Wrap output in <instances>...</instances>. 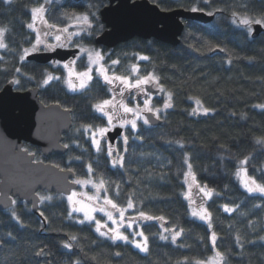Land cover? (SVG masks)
<instances>
[{
	"label": "trees",
	"instance_id": "16d2710c",
	"mask_svg": "<svg viewBox=\"0 0 264 264\" xmlns=\"http://www.w3.org/2000/svg\"><path fill=\"white\" fill-rule=\"evenodd\" d=\"M150 1L164 11L196 6L215 15L207 25L186 22L177 47L156 40L135 43L134 50L150 58L142 63L143 70L158 76L165 89L154 105L162 108L167 93H173V107L161 113L162 125H142L137 133L128 131V150L120 153L124 167L113 168L112 158L98 154L84 134L73 137L81 124H101L94 119L91 105L102 96L94 91L64 102L60 94L48 91L42 96L44 103L59 102L74 110V128L66 139L69 151L46 158L37 147L26 144L25 148L35 154L36 161L71 168L79 179L90 178L87 165L91 164V179L103 176L110 197L123 206L129 197L133 199L135 207L127 211L128 217H137L142 209L149 215L165 217L167 223L162 227L161 221L135 220L134 226L148 236L149 252L141 253L131 243L100 236L94 223L81 224L77 216L69 217L66 197L40 193L53 198L41 203L46 225L30 206L18 200L11 210L0 211V264H185V257L189 258L187 264H192L214 254L212 231L217 233V248L226 254L227 264H264V197L249 195L235 176L239 160L246 156L250 157L245 165L250 175L260 178L264 170V145L256 143L257 138L264 137V108L257 107L264 105V32L254 40L246 28L232 23L234 11L257 18L264 15V0H209L207 4L204 0ZM32 3L16 0L7 5L0 0V27L9 29L6 43L11 49L0 52V92L14 78L20 90L25 86L24 72L17 76L15 68L29 44L26 24L30 13L25 6ZM220 48L225 51L214 53ZM32 66L31 72L37 74L39 67ZM197 99L209 109L207 115L192 114ZM136 135L143 139H133ZM123 147L121 144L119 149ZM185 154L196 181L213 190L211 199H202L211 213V230L192 216L191 204L185 199ZM225 205L234 211L225 212ZM13 212L21 223L13 218ZM96 218L101 215L96 213ZM164 228L184 231L172 243L171 232ZM72 235L75 240L69 239ZM160 235L168 239L161 240ZM65 242L71 243L70 250L63 247ZM40 249L46 254L39 259L35 253Z\"/></svg>",
	"mask_w": 264,
	"mask_h": 264
},
{
	"label": "snow or ice",
	"instance_id": "6c2138e0",
	"mask_svg": "<svg viewBox=\"0 0 264 264\" xmlns=\"http://www.w3.org/2000/svg\"><path fill=\"white\" fill-rule=\"evenodd\" d=\"M16 0H3V3L7 5H12ZM53 3V0H33V3L28 6L26 5L27 11L30 13V22L26 24V27L31 30L32 33H35V39L31 42L30 48H24L22 54L20 55V61L23 62L27 59L29 55L34 52L47 50L55 51L57 48H67L70 46H75L79 48V55L74 57L67 63L63 64V68L67 70V77L64 78V82L67 84L70 91L76 92L80 91L83 93L86 90H90V83L93 80V70L95 69L97 78H102L103 83L108 86L107 91L113 93L111 98H101L97 99L95 103L91 105V109L94 113L98 114L94 116V119H106V124H85L82 125L83 133L87 134L88 139L91 141V145L95 148L98 154H103L106 152L107 156L111 159V164L113 168L124 167V157L121 155V151L127 152L129 135L121 133L123 138L122 149H117L110 139L107 137V133L113 128H129V132L137 133L139 131L138 121H142L143 125L151 126V117H155L156 120L161 119V113L166 112L167 109L173 107V93H167V99L164 100L163 106L156 107L152 104V97L150 93L151 86L155 85L157 90L160 92L165 91L162 85L159 83V77L152 72L143 74L140 72L139 66L133 64L131 66V73L128 75L117 74V70L114 66L120 63L119 59H114L110 61V65L104 63V54L95 49H89L81 46V40L84 36H91L94 34L95 29L93 28V20L96 16L95 12H86V13H76V12H62L60 19L66 21L67 23L58 24L56 22H50L47 18V13L50 11L49 6ZM204 3H209V0H204ZM91 7V6H90ZM193 13L203 12V8H198L196 6L191 7L190 9ZM207 15H213L212 12H208ZM233 20L232 23L237 26H245L249 35L252 34V25L257 24L261 27H264V15L260 17H252L247 13L240 15L237 12L232 13ZM40 25V26H38ZM71 29V30H70ZM9 33L7 27H0V49L5 51H11L8 43H6V35ZM51 37L55 43H49L48 38ZM74 38H76L74 40ZM41 46H43L41 48ZM220 51H225V49L220 48ZM81 56H86L87 67L84 71H76L75 64ZM3 57H0L2 60ZM150 58L148 56H139V60L148 61ZM54 65L59 66L60 61H54ZM229 63L231 61L229 60ZM7 70V69H4ZM16 72H20V68H15ZM73 77L75 79H73ZM134 77V79H133ZM60 76H53L51 74L46 75L42 81L41 86H47L53 80H61ZM13 83H19L18 80H13ZM117 89H119L117 91ZM135 90V92L133 91ZM128 93V96L125 95ZM136 93H142L144 96L143 107L139 103L132 104L130 106V100L136 99ZM197 107L192 110V114L195 115L199 111H203L205 115L208 114L209 109L204 108L201 101L197 99L195 101ZM257 107L264 108V105H258ZM68 111V109H65ZM147 114V115H146ZM80 132V129H77ZM133 139L142 140V135H136ZM168 143H172L169 141ZM180 148H183L184 145L180 141H176ZM257 144L264 145V137L257 138ZM64 148H69L68 144H64ZM27 151V149H23ZM29 155H35L34 153H28ZM115 154V158H113ZM79 159V157H77ZM250 157H244L239 160L238 166L235 171V176L239 180L243 188L249 193V195L258 194L261 197H264V170H261L260 178H257L255 175H250L248 168L245 165H248ZM34 163H40V161H33ZM184 164L187 165V171L184 172L185 183L188 184V192L184 194L185 199H188L190 204H194L195 200L191 196L192 185L195 184L200 192L204 194V197L209 199L212 198L213 190L208 189L207 185H200L196 181L195 173L193 172V165L190 162V158L185 154ZM58 167V166H54ZM61 171L65 169L61 168ZM68 172H72L71 168L67 169ZM88 175H92L94 169L91 164L87 165ZM188 177H191L192 183H188ZM73 184L80 185L81 187L91 185L96 191L93 195H87V193H81L79 195L86 196L88 201H99L101 196L99 193L101 190L105 193L103 196V204L97 206L93 203L89 206L88 210H84L83 203L75 200L78 193L73 191L71 195L67 197V200L70 205H75L76 203H81V207L77 208L72 207L71 211L68 213V216L71 217L73 212L83 211L84 219L79 220L78 222L83 224L86 221L89 223L94 222L95 230L99 233L100 236H106L108 239L115 241H123L125 243H131L141 252L148 253V236L145 235L144 231H134L131 233L133 237L139 236L141 240H130L129 235L124 231H121V228L132 229L133 224L136 219L151 221L157 220L163 222L161 226L163 227L164 223H167L165 217L163 216H152L147 214L142 209L138 210L137 217H127L125 213L129 209H134V201L131 197L128 198L126 206L120 205L116 200L108 195L109 189L106 187L108 183L103 176H100L98 180L93 181L90 179H73L71 181ZM116 188L119 189V185H116ZM39 196V194L37 193ZM119 192H117V196ZM53 198L50 195L39 196V201L43 203L44 201H51ZM12 204H16L15 200L11 201ZM259 206V205H257ZM95 211L102 212L109 221L112 223V227H109L107 222H102L100 219H97L92 213ZM225 212H232L234 209L229 208L227 205L224 206ZM114 213H118V218ZM193 217H198L200 220L207 223L208 228L211 230L213 228V222L211 218V213L208 211L204 204L201 203L198 208H193L191 212ZM43 215V212H41ZM13 218L17 220L18 223H21L20 219L16 216V213L13 212ZM164 231L171 232V241L175 243L177 238L180 237L183 233V228L179 230L173 228H164ZM161 240H167L168 237L160 235ZM70 240H75L76 236L72 235L69 237ZM239 242L240 237H236ZM264 239V237H261ZM213 255L207 259H197L192 262V264H227V256L224 252H221L217 248V233L215 231L211 232L210 236ZM183 246V245H181ZM65 249H71V243H63ZM44 249L36 252L35 255L41 256L45 255ZM117 256L120 253H116ZM189 258L185 257L184 262L187 264ZM79 264V261L76 262ZM180 264V262H178Z\"/></svg>",
	"mask_w": 264,
	"mask_h": 264
},
{
	"label": "water",
	"instance_id": "95a60500",
	"mask_svg": "<svg viewBox=\"0 0 264 264\" xmlns=\"http://www.w3.org/2000/svg\"><path fill=\"white\" fill-rule=\"evenodd\" d=\"M109 1L110 5L101 12L107 30L96 39L97 44L108 47L136 37L177 47L185 32L186 22L207 25L215 19L214 14L193 13L182 8L164 11L150 0ZM252 30L251 37L255 40L264 32V27L253 24ZM218 52L220 50L214 51ZM56 56L35 54L29 56L28 60L44 64ZM150 93L159 94L160 91L153 85ZM149 118L151 127L162 125V119ZM72 126L71 113L57 104L45 106L40 101L38 89L16 91L12 81L3 88L0 92V211L12 209L14 204L11 201L19 200L30 206L32 213L46 225L37 193L69 196L79 189V185L71 182L76 179L75 172L61 171L59 167L43 161L34 163L35 155H29L28 150L23 151L24 145L30 144L46 158L67 154L69 148H64V136L70 133ZM121 133L122 128L109 132L111 142L121 137Z\"/></svg>",
	"mask_w": 264,
	"mask_h": 264
},
{
	"label": "flooded vegetation",
	"instance_id": "af4514ba",
	"mask_svg": "<svg viewBox=\"0 0 264 264\" xmlns=\"http://www.w3.org/2000/svg\"><path fill=\"white\" fill-rule=\"evenodd\" d=\"M132 1H136V0H132ZM109 5H110L109 0H80L78 2L75 0H53V3L49 6L50 11L47 13V18L49 19L50 22H56L58 24H63V23H67V22L62 21L60 19L62 12H76V13L95 12L96 16L93 20V28L95 29V32L91 36H87V35L84 36L83 39L81 40V46L85 47V48L95 49V50L100 51L102 54H104V57H105L104 63L105 64L110 65L111 60L119 59L120 63L118 65L114 66L117 70V74H125V75L130 74L131 73V66L133 64H137L139 66L140 72L143 74H146V72L143 70L142 63L148 62V61L139 60V56H144V55H142L140 52L134 50L136 41L137 40H144V39L136 37V38H134L128 42L120 43L114 47H108V46L96 43V39L107 30L106 25L102 21L101 12L104 8H106ZM27 39L29 41L28 42L29 44L26 46V48H30L31 42L34 41V39H35V33H32L30 29H28V38ZM75 39L76 38H74V40ZM151 40H154V39H151ZM144 41H150V40H144ZM48 42L49 43H55V41L51 37L48 38ZM42 47L43 46H41V48ZM35 54H49V55L57 54L58 56L53 58L48 63L42 64V63H38L35 61L28 60L29 56H32ZM78 55H79V48L75 47V46H70L67 48H57L55 51L41 50V51H37V52L32 53L23 62L20 61L18 66L16 67V68L21 69L20 72H16L17 76H19L20 74H23V72H24L23 78L25 81V83H24L25 86L22 88V90H20L18 87V83H15V90L21 91V92H27L29 90L38 89L40 101L45 106L57 104V105H60L63 109H68V111L71 113L72 121H73V126H72L70 133L73 131V128H74V117H73V111L74 110L71 108H68L67 105L61 104L59 102L44 103L42 101V96L45 95V93H47L48 91H49V93L52 91H55L57 94H60L61 99H63L64 102H69V101L71 102L74 99L87 97L90 95L91 92H94V91L97 92L96 94L98 96H102L101 98H105V99L111 98V96L113 95V93H110L107 91L108 86L103 83L102 78H97L95 69L93 70V80L89 86L90 90H86L83 93H81L80 91L73 92V91L69 90L67 84L64 82V78L67 77V70L63 68V64L69 62L70 60H72L74 57H76ZM54 61H60V65L59 66L54 65V63H53ZM32 65H36L39 67V71L37 72V74H35L34 72H31L32 67H33ZM86 67H87L86 56H81L80 59H78L76 61L75 69H76V71H84V70H86ZM48 74H51L53 76H60V77H62V79L61 80H53L49 83V85L41 86L42 79ZM33 78H38V80H34ZM73 79H75V78L73 77ZM133 79H134V77H133ZM13 80H17V78H14ZM27 84H29V86ZM118 90L119 89H117V91ZM133 91L135 92V90H133ZM125 95L128 96V93H125ZM151 96H156V95L151 94ZM142 98H144L142 93H136V99L135 100H131V98L129 97V100L131 101L130 105L138 103V100L142 99ZM92 113L95 116L98 115V114L94 113L93 111H92ZM99 120L101 121V124L107 123V120L105 121V119H103V120L99 119ZM82 125H85V124H81V130H82ZM117 128H120V127L113 128L111 131H114ZM122 129H123V134L126 135L127 129L126 128H122ZM111 131H109V132H111ZM81 133H83V132H81ZM108 133H107V137L109 138ZM69 134H67V135H69ZM67 135L64 136V144H68V143H66ZM86 140H87V138H86ZM87 141L90 143L89 139ZM75 142L73 144L75 146H78L77 142L76 143ZM121 144H123L122 136L119 137L118 139H116V141L113 143V145L117 149H119V146ZM113 158H115V157L113 156ZM89 177L91 178V175H89Z\"/></svg>",
	"mask_w": 264,
	"mask_h": 264
},
{
	"label": "rangeland",
	"instance_id": "374dc122",
	"mask_svg": "<svg viewBox=\"0 0 264 264\" xmlns=\"http://www.w3.org/2000/svg\"><path fill=\"white\" fill-rule=\"evenodd\" d=\"M38 26H40V25H38ZM242 26V25H241ZM243 28H246L245 26H242ZM247 29V28H246ZM252 32H253V30H252ZM1 50L2 49H0V52H1ZM155 86V85H154ZM152 97V104L154 105V102H155V100H156V97L157 96H151ZM143 99L144 98H142V99H139L138 100V103L140 104V106L141 107H143ZM131 106V105H130ZM197 107V105H196V103H195V108ZM195 115H198V116H202V115H205L204 113H203V111H199L197 114H195ZM105 121H106V119H105ZM143 125V123H142V121H138V127L140 128L141 126ZM144 126H148V125H144ZM129 128H130V126H129ZM129 128H126L127 130H126V135H127V133H128V131H129ZM81 132H83V129L81 130L80 129V132H78L77 130L76 131H74L73 132V137H78V136H80V134H81ZM85 135V137L87 138V140H88V135L87 134H84ZM89 141H90V139H89ZM90 143H91V141H90ZM26 149V148H25ZM95 149V148H94ZM90 180H93V179H91V178H89ZM94 181V180H93ZM188 183H192V180H191V178L190 177H188ZM80 186V185H79ZM242 186V185H241ZM243 187V186H242ZM186 188H187V191H186V193L188 192V184L186 183ZM244 189V188H243ZM245 190V189H244ZM95 189L91 186V185H87V186H84V187H81L80 186V189L77 191V193H78V195H77V197H75L74 199L75 200H77V201H80V202H82L83 203V206H84V210L85 211H87L88 210V208H89V206H91L93 203H95L97 206H99V205H102L103 204V192H102V190H101V192L99 193V195L101 196V199L99 200V201H95V202H93V201H88L87 200V197L86 196H81V195H79V194H81V193H87V195H93V194H95ZM191 196H192V198L195 200V203L194 204H191V207H192V209L193 208H198V206L201 204V203H203L204 204V201L202 200V199H204V194L202 193V192H200L199 191V189L196 187V185L195 184H193L192 185V192H191ZM82 198V199H81ZM66 200H67V197H66ZM67 204H68V206H69V208H70V211H71V209H72V207L73 206H75V207H77V208H80L81 207V203H76L75 205H70L69 204V202H68V200H67ZM204 207H205V204H204ZM96 213H98L99 215H101V218H100V220L102 221V222H107L108 223V225H109V227H112V223H111V221H109L108 219H107V217L102 213V212H99V211H95V212H93L92 214L96 217ZM73 215L74 216H77L78 217V221L79 220H81V219H84V212L83 211H78V212H73ZM114 215H116V217L118 218V216H119V214L118 213H114ZM125 216H126V218L128 217V215H127V212L125 213ZM196 218H198V217H196ZM199 219V218H198ZM200 220V219H199ZM85 223H89V222H85ZM92 223H94V222H92ZM91 224V223H90ZM135 223L133 224V228L132 229H124V228H121V231H124L126 234H131L132 232H134V231H141V229L140 228H136L135 226ZM130 240H132V239H134V240H137V241H139V240H141V237H139V236H135V237H133L132 235H131V238H129ZM134 246V245H133ZM135 247V246H134ZM138 249V248H137ZM139 250V249H138ZM140 251V250H139ZM141 252V251H140ZM141 253H144V252H141Z\"/></svg>",
	"mask_w": 264,
	"mask_h": 264
}]
</instances>
